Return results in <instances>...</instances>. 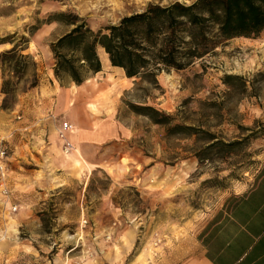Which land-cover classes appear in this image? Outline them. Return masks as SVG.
Listing matches in <instances>:
<instances>
[{
  "label": "rangeland",
  "instance_id": "1",
  "mask_svg": "<svg viewBox=\"0 0 264 264\" xmlns=\"http://www.w3.org/2000/svg\"><path fill=\"white\" fill-rule=\"evenodd\" d=\"M173 2L195 0H0V264L131 258L141 242L151 255L163 240L193 238L200 220L229 209L231 196L262 175L264 119L253 111L264 100V31L183 71H162L155 85L130 79L113 105L98 74L74 84V119L114 111L126 139L79 146L73 161L57 132L33 137L44 84L72 83L55 77L52 45L82 21L97 32L148 4ZM226 76L242 78L245 89L226 86ZM145 108L168 124H155ZM126 231L134 238L127 252Z\"/></svg>",
  "mask_w": 264,
  "mask_h": 264
},
{
  "label": "trees",
  "instance_id": "2",
  "mask_svg": "<svg viewBox=\"0 0 264 264\" xmlns=\"http://www.w3.org/2000/svg\"><path fill=\"white\" fill-rule=\"evenodd\" d=\"M264 31V0H195L190 5L151 3L144 10L122 17L115 25L97 32L84 21L52 45L54 75H65L76 86L88 75L101 72L100 48L111 67L119 68L127 79L157 84L162 71H183L195 61L215 53L235 38L255 39ZM245 89L240 77L226 76ZM151 120L167 125L168 116L150 108ZM175 129L177 127H174Z\"/></svg>",
  "mask_w": 264,
  "mask_h": 264
},
{
  "label": "crops",
  "instance_id": "3",
  "mask_svg": "<svg viewBox=\"0 0 264 264\" xmlns=\"http://www.w3.org/2000/svg\"><path fill=\"white\" fill-rule=\"evenodd\" d=\"M97 76L103 80L98 84L99 88L104 92L111 90L109 97L112 105L117 101L118 91L123 92L130 80L121 69L111 67L107 56L104 61L101 60V72ZM108 78L112 79L114 86ZM43 90L44 96H38V102L44 117H38L34 122L37 125L33 136L36 141L50 138L52 131L58 135L61 133L63 139L57 136L61 153L71 156L74 161V131L77 132L75 144L78 147L101 145L129 137L128 129L116 119L114 111H102L100 117L89 114L81 121L74 119V83L62 87L56 82H49V86L44 84ZM253 112L255 117L264 119V100L261 107L257 106ZM64 123L70 124L72 129L62 132ZM65 143L72 147L68 155L63 150ZM55 150L54 154L57 148ZM262 168V175L250 189L231 196L229 209L210 211L204 220L198 222L192 231L193 238H184L176 245L173 241L163 240L159 251H153L151 255L147 244L141 242L139 252L131 258L107 254L103 260L95 253V257L92 255L89 259L71 260L65 264H264V163ZM126 232L125 252L134 244L133 234Z\"/></svg>",
  "mask_w": 264,
  "mask_h": 264
},
{
  "label": "built area",
  "instance_id": "4",
  "mask_svg": "<svg viewBox=\"0 0 264 264\" xmlns=\"http://www.w3.org/2000/svg\"><path fill=\"white\" fill-rule=\"evenodd\" d=\"M71 129H72V126L70 124L64 123L62 125V132L70 131ZM59 137L61 139H63V136L61 135V133L59 134ZM71 150H72L71 145L69 143H65L64 152L65 153H69ZM0 155L4 156L5 155V151L4 150L0 151ZM12 211L15 212L16 208H13ZM83 224H86V221H84Z\"/></svg>",
  "mask_w": 264,
  "mask_h": 264
},
{
  "label": "bare ground",
  "instance_id": "5",
  "mask_svg": "<svg viewBox=\"0 0 264 264\" xmlns=\"http://www.w3.org/2000/svg\"><path fill=\"white\" fill-rule=\"evenodd\" d=\"M102 51V55H101V59L103 60L107 55L104 53V51L102 49H100ZM76 131H74V151L75 153L80 156V151L78 150V145L75 144V135H76Z\"/></svg>",
  "mask_w": 264,
  "mask_h": 264
}]
</instances>
